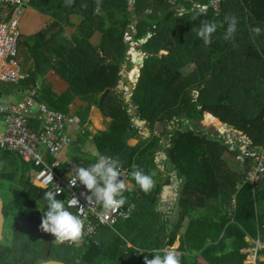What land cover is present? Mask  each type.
Masks as SVG:
<instances>
[{"label":"trees","instance_id":"trees-1","mask_svg":"<svg viewBox=\"0 0 264 264\" xmlns=\"http://www.w3.org/2000/svg\"><path fill=\"white\" fill-rule=\"evenodd\" d=\"M59 1L46 0L42 11L59 18ZM173 1L175 5H170L168 0H134L131 7L128 0H100L98 9L97 0H74L66 9L78 15L80 21L71 38L54 42L57 32L62 33L61 28L56 33L53 31L60 26L55 21L36 35L21 39L19 48L27 47L29 58L33 60L30 78L25 85H35L50 69L60 72L69 81V90L58 95L42 86L38 91V101L66 114L76 97L100 93L98 108L111 121L107 130L94 136L96 150L98 154L118 159L122 165L132 168L135 164L145 174L151 175L157 186L151 195L155 191L159 194L163 188L155 163L157 152L167 155L168 168L178 170L182 160L194 149L205 148L207 154L202 159V165L207 181L195 187L183 185L179 217L169 225L171 227L164 219L166 214L161 216L158 213L161 217H158L156 225L139 226L135 218H130L115 227L121 234L101 229L97 236L98 244L87 240L78 247L60 245L49 233L52 248L46 256L43 242L33 229L25 226L16 232L14 228V222L19 219L43 216L46 190L33 184L30 178L31 167L33 173L36 169L33 164L26 163V167L25 162L19 160L20 170L2 173L7 153L12 156L17 154L0 152V185L2 181H11L14 187L10 190V204L5 203L4 207L5 228L6 225L12 227L8 239L5 238L4 228L0 264H38L41 259L67 264H144L145 257L141 252L173 247L178 235L180 246L177 251L182 254L181 264H202L201 260L208 264H247V254L242 253L243 249L251 246L246 241L247 234L255 239L260 236L264 243V179L255 187L246 183L237 188L244 173L233 175L222 157L226 152L236 154L239 149L231 150L232 145L226 144L227 139L219 134H205L197 131L199 128L191 130L187 123L182 122H200L203 114L208 112L246 134L252 143L251 151H264V90L260 93L250 87L253 95L245 90L235 93L233 85L221 83L231 64L239 65L240 57L252 53L254 44H249L250 39L264 36L262 33L253 36L250 31V27H257L255 25L261 26V32L264 31V0H225L218 16L207 9L205 14L195 19V5H203L205 0ZM229 15L236 16L237 31L233 39L225 40L227 24L224 20ZM135 20L134 40L141 41L149 33L153 35L140 45V50L148 56L140 69L131 102H126L124 92H118L117 87L122 78L120 72L128 59L129 43L124 35ZM202 20L222 25L213 33L208 45L196 33ZM96 34L100 35L98 45L90 42ZM162 49H165V54H161ZM258 54L264 61L261 53ZM189 65H195V70L184 76L182 69ZM261 79L257 80V88L261 87ZM5 84L0 83V97ZM194 91L199 92L196 100ZM245 96H252L253 99ZM131 106L133 114L129 113ZM84 110L87 114L90 107ZM207 116L210 117L209 114ZM174 117L180 119L177 123L179 128L173 131L170 147L167 148L165 143L161 144L162 136L155 135L154 130L156 125H162L163 134L168 135V126ZM134 118L150 123L151 136L131 147L128 141L138 136L140 131ZM85 121L83 118L81 125ZM252 160L249 158L248 161L252 163ZM14 162V167L20 166V163ZM59 171L66 172L62 167ZM136 192L129 194L125 191L126 203L137 202L141 196L139 200L143 206L156 207L157 201L149 200L150 195L143 191L138 195ZM57 198L66 200L67 195ZM186 221L188 225L184 229ZM128 243L132 246L128 247ZM263 258L264 248L260 251L257 264H264Z\"/></svg>","mask_w":264,"mask_h":264},{"label":"crops","instance_id":"crops-1","mask_svg":"<svg viewBox=\"0 0 264 264\" xmlns=\"http://www.w3.org/2000/svg\"><path fill=\"white\" fill-rule=\"evenodd\" d=\"M129 1V0H128ZM133 4H134V0ZM59 10H61V15H59V18L53 17L51 14L44 13L42 10L46 4V0H33L30 5L27 6L26 11L24 15L22 16L21 19V39L25 37H31L36 35L38 32H40L42 29H45L49 27L51 24H53L55 21L59 22L60 26L55 27L53 31L56 33L59 28H61V32H57V37L54 38V42H61L64 39H69L71 38L77 31L78 25H79V17L78 15L74 14L72 10L67 11L66 9V0L62 1L60 0L59 2ZM178 10V9H176ZM181 11V9H180ZM177 11V12H180ZM12 13L11 8H5L3 6H0V15L3 17V19L7 20L10 18ZM7 15V16H6ZM6 16V17H4ZM135 28L137 25V20L133 22ZM259 26V25H255ZM261 27V26H259ZM252 27H250L251 29ZM237 31V30H236ZM248 31V30H247ZM264 35V31L261 32ZM260 33V34H261ZM152 34L153 33H149ZM259 34V35H260ZM143 40V39H142ZM141 40V41H142ZM253 40V41H252ZM250 39L249 44H254V48L252 53H248V56L243 55L240 57L239 60V65L231 64L229 72H227V76L223 79L224 81L221 80V83L223 84H230L233 85L235 88V93H237L238 90L241 92L247 91L251 95H253L252 91L249 89L250 87H253L255 90H259L261 93L262 90H264V61L260 59V56L258 54L261 53L262 57L264 58V36L262 38H256V39ZM21 41V40H20ZM140 41V43H141ZM90 42L93 44L98 45L100 43V35L96 34L94 35L91 39ZM143 43V42H142ZM249 47V45H248ZM142 52V51H141ZM163 52V50L161 51ZM166 52V51H165ZM263 52V53H262ZM18 61L21 66V69L23 73L26 75L23 80H21L18 84H11L7 82L0 81V83H6L4 88V92L2 96L0 97V108H5L8 106H15L18 105L21 101L25 99L29 95V90L32 88L35 89L37 97H38V91L40 87H48L51 89L54 93L58 95H62L66 93L69 88H70V83L69 81L58 71L54 69H50L44 76H41V78L35 83V85H32L30 87H26V80L30 78V74L32 71V66H33V60L29 58V51L28 48L25 46H22L19 48V54H18ZM133 65V64H132ZM190 66V65H189ZM192 66V65H191ZM142 66H140L139 71ZM195 68V65H193ZM237 67L235 70L234 68ZM127 69V66H124L122 70ZM131 70V69H130ZM128 71V73L130 72ZM121 75V72H120ZM126 82L128 81L127 77ZM125 78H122L125 80ZM262 78V79H261ZM261 79V87L257 88V80ZM11 86H10V85ZM119 85V84H118ZM246 88V89H244ZM118 92H122L123 90H120L119 87H117ZM124 92V91H123ZM194 99L196 100L199 96L198 91L193 92ZM101 94L97 93L96 95H88V97L80 98L76 97L70 105V110L68 111V114L66 115H71L74 116L75 121L77 124L70 126L71 132H72V142L66 147V149L59 155L58 160L60 161V167L62 169H65V173H61L59 171V168L57 171L60 175H68L69 172L72 171L73 167L75 166H81L87 162L90 161L89 164H92L95 160L96 155H98V152L96 150V147L94 145V136L101 131H105L108 128V124L110 123L111 119L110 118H105L104 114L102 113L101 109L98 108V100H100ZM124 97L126 100V93H124ZM247 99H253L252 96H245ZM132 98V97H131ZM38 100V98H36ZM232 100H235V98H232ZM131 101V100H130ZM129 101V102H130ZM39 102V101H38ZM128 102V101H126ZM90 107V110L86 114L85 108ZM56 111V110H54ZM133 108L131 106V109H129V113L133 114ZM60 112V111H57ZM2 113V114H1ZM0 116V121H3L6 124V113L1 112ZM63 113V112H61ZM208 112H205L203 114V119L204 122L206 120V116ZM209 115L216 119L220 124H219V129L221 133L219 132H212L208 130L207 128L209 126H212L215 124L214 123H209L201 124L200 122H192L189 124L187 121L186 123L189 125V129L193 130L196 128H199L197 131H202L205 134H219V136H222L223 138L227 139L226 144H230L231 150L232 149H239V152L236 154L234 153H229L226 152L222 159L225 160L227 163L228 167L230 170H232L233 175L234 173H239L242 172L244 173V164L241 156L244 155V151L251 150V141L248 138V136L245 134V137L243 138V132L236 129L235 127L233 128L234 130H228L223 122H221L218 118L214 117L212 114L209 113ZM208 117V116H207ZM86 119L84 122V125H81L82 119ZM137 120V118L134 119V121ZM31 123L35 125L36 130H39V121L37 119V113L35 112L34 115L31 117ZM149 123V122H148ZM223 124V125H222ZM37 125V126H36ZM137 126V125H136ZM218 126V125H217ZM142 127V128H141ZM150 129V123L149 125H145L143 127L140 126V131L138 136L130 139L128 141V145L131 147L136 146L141 140H145L151 136V129L148 131L146 128ZM162 128V129H161ZM179 127H177L178 129ZM6 129V128H5ZM144 130V132L141 131ZM223 129V130H222ZM5 131V130H4ZM0 131V132H4ZM164 128L161 125H156L154 134L158 136H162V141L161 144L165 143L166 147H170V141L172 138V133L174 131V126H168V135L163 134ZM224 131V132H223ZM232 133V135H226L222 133ZM240 138H237V136ZM246 138L248 139V142L246 141ZM132 142H135L134 144ZM7 151V150H6ZM9 151V150H8ZM253 151V150H252ZM1 153L3 151H0ZM12 152V151H11ZM254 152V151H253ZM261 150H258L254 153H259ZM15 153V152H13ZM8 156L7 158L4 159V162L1 167L2 173H12L16 172L21 169V163L19 160L18 155H9V152L7 153ZM206 150L203 147L194 149L189 156H187L185 159L182 160V162L179 164L178 170H171L168 168L166 165V160H167V155L164 152H157L156 157H155V163L159 169L158 175L163 178L165 177L167 180L165 181V184H163V188L161 189V192L157 194L155 191L154 198L155 201H157L156 207L150 208L149 206H143L141 201L137 200V202H132L128 201V203L133 205V213L130 218H135V220L138 222L137 224L139 226H147L148 224L154 223V225L158 224L159 218L161 217L162 214H166L164 216V219L169 222L168 227H171L169 225L173 224L175 221H177L179 217V207H180V198L182 195V189L183 185L190 186V187H195L201 183H205L207 181V176L204 171L203 165H202V159L206 156ZM90 158V159H88ZM88 159V160H85ZM14 161H17L18 164L20 163V166L17 168L13 166L15 163ZM26 164V163H25ZM88 164V165H89ZM86 165V166H88ZM65 166V167H64ZM133 170V169H132ZM33 172L30 178L33 181ZM164 180V179H163ZM171 181V186L175 187L172 191H175L177 193V196H173V194L167 193L168 195L164 197V191L163 189L166 186L167 181ZM164 183V181H163ZM34 184V183H33ZM244 179L243 176H241V181L238 182L237 188H241L244 185ZM35 185V184H34ZM37 186V185H35ZM157 188V186H155ZM129 194H132V192L137 191L138 194H141L142 191H140V188L137 184H135V180L133 177H131L130 184H129V190H126ZM125 192L123 193V195ZM126 197V195H125ZM154 199H151L152 201ZM67 200V199H66ZM188 208H191V210H194L193 207L188 206ZM156 213V215L153 216V214ZM161 213V216H158ZM230 213V212H228ZM144 214H149V216L144 215ZM42 219V215H40ZM154 220V221H153ZM188 220V218L186 219ZM153 221V222H152ZM187 222L184 225V229L187 228ZM153 226V225H152ZM114 232H118L117 229L113 230ZM186 232V231H185ZM181 232L180 234H182ZM227 233V232H226ZM121 234V233H117ZM227 236L231 239V236L227 234ZM180 235L177 237V241L173 245L175 250H177L180 246ZM246 241L251 245L247 249H243L242 253L247 254V259L245 263L249 264V259L250 256L248 254L249 250L253 248L255 245V241H259L260 244H264L260 236H258L257 239L252 238L249 234H247ZM60 244H66L68 245V242H64ZM70 246V245H69ZM132 244L128 243V247H131ZM78 247V246H75ZM167 249V248H165ZM163 250V249H162ZM143 251V250H140ZM153 251H144L142 255L144 257H147L149 259L150 255L152 254ZM264 259V258H263ZM262 259V260H263ZM202 264H208L204 260H201Z\"/></svg>","mask_w":264,"mask_h":264},{"label":"built area","instance_id":"built-area-1","mask_svg":"<svg viewBox=\"0 0 264 264\" xmlns=\"http://www.w3.org/2000/svg\"><path fill=\"white\" fill-rule=\"evenodd\" d=\"M32 1L0 0V6L12 9L9 19L5 20L0 15V81L18 84L26 76L19 64L18 54L22 36L21 19L27 6ZM224 2L225 0H205L203 5H206L207 9H210L218 16L222 11ZM168 3L175 5L173 0H168ZM129 4L132 5L133 1L129 0ZM177 11H180V9ZM135 32V26L132 24L129 26V31L124 35L126 42L129 43L128 59L125 62V66L131 63L137 64L140 59L144 60L148 56L146 53L141 52L139 48V45H141L140 41L133 39V33ZM28 92L29 95L18 105L0 108V113H6V129L4 132H0V151L9 150L15 152L23 162L33 164L36 168L33 174V183L35 185L46 191L55 190V186L58 185L63 189L62 194L59 196L67 195V200L74 196L79 200L80 205L85 208L83 212H80L77 207L69 208L74 214L81 216L85 228L82 238L75 243L68 242V245L81 246L87 240H93L98 244L97 236L99 231L101 229L116 230L117 224L130 219L133 213V205L126 203V205L115 212L106 211L100 204L90 207L85 199V195L90 194L87 189L79 182L77 186L72 187L69 183L68 175H60L58 173L57 170L60 167L58 157L72 142L70 126L77 124V122L74 116L54 111L45 103L38 102L35 89L32 88ZM34 108L36 109L34 110ZM35 112L39 121V130H36V127L31 123V117ZM244 137L245 134H243ZM246 141L248 142L247 138ZM98 155H96L93 163L96 162ZM240 158H242L245 167L244 183H250L255 187L264 179V151L257 154L248 149L244 151V155ZM249 158H253L252 163L248 161ZM50 172L53 180L48 182L47 178ZM120 172L121 179L124 178L126 180L127 189L129 190L132 168L120 164ZM234 202L235 200H233ZM263 248L264 244L262 245L259 241H255V245L248 252L250 256L249 264H257L260 251Z\"/></svg>","mask_w":264,"mask_h":264},{"label":"clouds","instance_id":"clouds-1","mask_svg":"<svg viewBox=\"0 0 264 264\" xmlns=\"http://www.w3.org/2000/svg\"><path fill=\"white\" fill-rule=\"evenodd\" d=\"M73 3L74 0H66L65 6H70ZM99 7L100 0H97V8L99 9ZM206 9V5H196L193 18L195 19L196 16L205 14ZM224 22L227 24L224 39L231 40L236 32L238 20L236 16L229 15L225 16ZM218 26L222 25H218L215 21L202 20L196 29V33L203 40L204 44L208 45L211 43L212 35L217 31ZM250 31L253 36H258L261 33V28L259 26L252 27ZM132 64L134 65V63ZM139 75L140 71L138 70L136 84ZM123 91L126 94L128 93L127 89ZM132 169L131 176L136 184L145 194L150 193L155 187V181L152 176L145 174L144 170L135 164L132 165ZM121 177L119 160L105 154L98 155L95 163L88 166H75L68 173L69 183L72 187L77 186L79 182L90 193L85 195V199L90 207L100 204L106 211L112 212L118 211L127 201V198L123 195L127 189V182L124 178L121 179ZM47 180L48 182L53 180L51 172ZM62 190L56 185L55 190L45 191L46 210L42 211L43 216L40 228L44 232L54 236L56 241L75 243L82 238L85 225L81 216L74 214L69 208L77 207L80 212H83L85 208L80 205L79 200L74 196H71V199L67 201L58 199L57 197L62 194ZM181 256L182 254L174 248L155 249L152 252L153 258L148 259L145 257L144 264H181ZM38 264H49V261L41 259L38 261Z\"/></svg>","mask_w":264,"mask_h":264},{"label":"water","instance_id":"water-1","mask_svg":"<svg viewBox=\"0 0 264 264\" xmlns=\"http://www.w3.org/2000/svg\"><path fill=\"white\" fill-rule=\"evenodd\" d=\"M157 35V34H156ZM152 37V34L149 35L148 38H146L144 42H147L148 39H150ZM163 51H165V49H162ZM144 60L140 59L137 63L138 66H142L143 65ZM121 77L128 78V71L126 69L121 71ZM140 77V75H139ZM119 81V89L120 90H128V93L126 94V101H130L131 97L133 95V92L135 90V85H133L129 80L126 82V78L125 80L122 79ZM36 108H34L35 110ZM135 124L140 127L143 125V127L145 125H149V123L145 120H141L140 118H137V120H135ZM225 127L228 130H234L230 125H225ZM146 130L149 133L148 127L146 128ZM171 181H167L165 188L163 189L164 191V197H166L168 194L166 193V190H169L170 194H173V196H177L178 194L175 193V191H172L175 187L171 186ZM4 207H5V202L2 199L1 195H0V243L3 241L4 239V228H5V223H6V218H5V214H4ZM40 224L41 222L32 220V219H20L18 221L15 222L14 228L15 231L18 232L20 228H22V226L24 225H28L30 226L35 232H37V234L39 235V237L41 238L42 242H43V252L44 255H48L51 251L52 248V240L51 237L49 235V233L44 232L41 228H40ZM49 264H67L65 262L62 261H58V260H48Z\"/></svg>","mask_w":264,"mask_h":264},{"label":"rangeland","instance_id":"rangeland-1","mask_svg":"<svg viewBox=\"0 0 264 264\" xmlns=\"http://www.w3.org/2000/svg\"><path fill=\"white\" fill-rule=\"evenodd\" d=\"M131 7H133L134 6V4H132V5H130ZM149 35L150 34H147V36L141 41V43L146 39V38H148L149 37ZM140 43V44H141ZM139 48H140V45H139ZM166 52L165 51H163V52H161V54H165ZM136 66V65H135ZM139 68H140V66H138ZM131 69V70H130ZM128 70H130V72L128 73V80L133 84V85H135V81H137V77H138V73H134V71L136 72V70H134V65H129L128 66ZM194 70H195V68L193 67V65L191 66H188V67H186V68H183L182 69V73H183V75L184 76H187V75H189V74H191L192 72H194ZM123 95H124V93H123ZM131 102V101H130ZM132 113H134V111L132 112ZM211 117V116H210ZM135 119V118H134ZM180 121V119H177V118H175L174 117V119L172 120V121H170L171 123H170V125L169 126H174V131L177 129V127H179V125L177 124L178 122ZM182 122H187V121H182ZM134 123H135V121H134ZM202 123H204V124H206V126H207V124H208V122H207V117H206V120H205V122H204V119L201 121V124ZM162 126V125H161ZM5 128H6V124L3 122V121H0V131H4L5 130ZM142 128V127H141ZM162 129V128H161ZM208 130H210V131H212V132H219V133H221V131L220 130H218L219 129V126H217L216 124H215V126L214 125H212V126H209L208 128H207ZM223 130V129H222ZM141 131L142 132H144V130H142L141 129ZM224 132V131H223ZM173 134V133H172ZM222 134H226L227 136L228 135H232V133H228V132H225V133H222ZM237 136V135H236ZM237 138H240L239 136H237ZM133 144L135 143V142H132ZM63 152V151H62ZM61 152V153H62ZM65 152V151H64ZM63 152V153H64ZM61 155V154H60ZM88 159H90V158H88ZM88 159H85V160H88ZM90 163V161L89 162H87V163H85L84 164V166H86V165H88ZM27 165L28 164H26L25 166L27 167ZM31 174H32V171H33V167H31ZM164 179V180H163ZM167 179L165 178V177H163L162 178V184H165V181H166ZM163 181H164V183H163ZM2 184L0 185V195H1V197H2V199L4 200V202L6 203V204H10V200H11V193H10V190L12 189V188H14L13 187V183L11 182V181H2L1 182ZM153 190V189H152ZM152 192V191H151ZM151 192L150 193H148V195H150V196H148V198H149V200L150 199H154L155 197H154V195L152 194L151 195ZM137 194H138V192H136ZM138 195H140V194H138ZM141 197V196H140ZM139 197V198H140ZM14 225H15V222H14ZM12 227V226H11ZM10 226L8 227V225H6V228H5V238H7L8 237V234H9V229L11 228ZM9 238V237H8ZM7 238V239H8ZM4 245V244H3Z\"/></svg>","mask_w":264,"mask_h":264},{"label":"bare ground","instance_id":"bare-ground-1","mask_svg":"<svg viewBox=\"0 0 264 264\" xmlns=\"http://www.w3.org/2000/svg\"><path fill=\"white\" fill-rule=\"evenodd\" d=\"M136 65V66H135ZM134 70H136V72L134 71V73H138V70H139V67H138V65L137 64H134ZM135 84H136V81H135ZM207 114V113H206ZM209 114V113H208ZM207 122H208V124L209 123H214V124H216V125H218L219 126V122L216 120V119H214V118H212V117H208L207 118ZM223 125V124H222ZM166 193H169V190H166Z\"/></svg>","mask_w":264,"mask_h":264},{"label":"flooded vegetation","instance_id":"flooded-vegetation-1","mask_svg":"<svg viewBox=\"0 0 264 264\" xmlns=\"http://www.w3.org/2000/svg\"><path fill=\"white\" fill-rule=\"evenodd\" d=\"M36 217L38 218H34V219H32V218H23V219H32V220H35V221H38V222H41V217H40V215H36ZM20 220V219H19ZM16 222V221H15ZM25 226H28V225H24V226H22V228H20L19 229V231L21 230V229H23ZM30 227V226H29ZM31 228V227H30ZM32 229V228H31ZM37 233V232H36ZM39 236V235H38ZM52 240V239H51ZM58 243H59V241H57ZM60 244V243H59ZM61 245V244H60Z\"/></svg>","mask_w":264,"mask_h":264}]
</instances>
